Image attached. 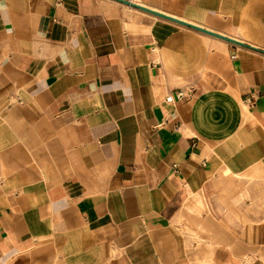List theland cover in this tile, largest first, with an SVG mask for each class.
Masks as SVG:
<instances>
[{
  "label": "crops",
  "instance_id": "crops-1",
  "mask_svg": "<svg viewBox=\"0 0 264 264\" xmlns=\"http://www.w3.org/2000/svg\"><path fill=\"white\" fill-rule=\"evenodd\" d=\"M127 1L257 50L0 0V264H264V0Z\"/></svg>",
  "mask_w": 264,
  "mask_h": 264
},
{
  "label": "water",
  "instance_id": "water-1",
  "mask_svg": "<svg viewBox=\"0 0 264 264\" xmlns=\"http://www.w3.org/2000/svg\"><path fill=\"white\" fill-rule=\"evenodd\" d=\"M115 1H117V2H119V3H121V4H124V5H127V6H129V7H132V8L138 9V10H141V11H143V12L149 13V14H151V15H154V16H157V17H160V18H163V19H167V20H170V21L176 22V23H178V24H180V25H184V26L189 27V28H192V29H194V30H197V31L203 32V33H205V34L211 35V36H213V37H217V38H220V39L226 40V41H228V42H230V43H233V44H235V45H240V46L248 47V46H246V45H244V44H242V43H240L239 41H236V40H234V39H230V38H228V37H225V36H222V35H218V34H216V33H214V32L209 31V30L203 29V28L198 27V26H195V25H191V24L186 23V22H184V21H181V20H179V19H176V18L170 17V16H168V15H165V14H163V13H159V12H157V11H153V10H151V9H149V8L143 7V6H141V5H138V4H136V3H133V2H131V1H127V0H115ZM248 48H250V49H252V50H257V49H254V48H252V47H248ZM262 53H264V52H262Z\"/></svg>",
  "mask_w": 264,
  "mask_h": 264
},
{
  "label": "rangeland",
  "instance_id": "rangeland-1",
  "mask_svg": "<svg viewBox=\"0 0 264 264\" xmlns=\"http://www.w3.org/2000/svg\"><path fill=\"white\" fill-rule=\"evenodd\" d=\"M257 196L264 197V191L258 193ZM251 207L254 208V213L256 216V220H255L256 225L260 227H264V203H256L253 204ZM258 238L261 239V242L257 243L256 246L254 247L255 251L253 258H255L256 260H261L264 259V235H261Z\"/></svg>",
  "mask_w": 264,
  "mask_h": 264
},
{
  "label": "built area",
  "instance_id": "built-area-1",
  "mask_svg": "<svg viewBox=\"0 0 264 264\" xmlns=\"http://www.w3.org/2000/svg\"><path fill=\"white\" fill-rule=\"evenodd\" d=\"M183 96V93H179L178 98H181ZM169 100H171V98H169ZM256 101V96L255 95H249L246 98V102L248 105L253 106L255 104Z\"/></svg>",
  "mask_w": 264,
  "mask_h": 264
}]
</instances>
